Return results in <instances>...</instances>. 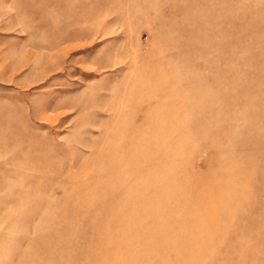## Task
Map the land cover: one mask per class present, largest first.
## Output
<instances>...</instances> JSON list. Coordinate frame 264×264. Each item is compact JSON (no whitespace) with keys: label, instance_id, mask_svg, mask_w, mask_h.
<instances>
[{"label":"rangeland","instance_id":"374dc122","mask_svg":"<svg viewBox=\"0 0 264 264\" xmlns=\"http://www.w3.org/2000/svg\"><path fill=\"white\" fill-rule=\"evenodd\" d=\"M0 264H264V0H0Z\"/></svg>","mask_w":264,"mask_h":264}]
</instances>
